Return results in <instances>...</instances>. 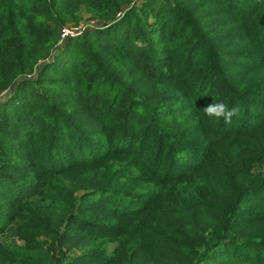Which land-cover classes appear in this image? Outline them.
I'll return each instance as SVG.
<instances>
[{"label": "trees", "instance_id": "trees-1", "mask_svg": "<svg viewBox=\"0 0 264 264\" xmlns=\"http://www.w3.org/2000/svg\"><path fill=\"white\" fill-rule=\"evenodd\" d=\"M5 233L0 264H264V0H0Z\"/></svg>", "mask_w": 264, "mask_h": 264}, {"label": "rangeland", "instance_id": "rangeland-1", "mask_svg": "<svg viewBox=\"0 0 264 264\" xmlns=\"http://www.w3.org/2000/svg\"><path fill=\"white\" fill-rule=\"evenodd\" d=\"M97 23H99V20L94 19L93 17H91V15H89L88 13H84L83 11L81 12V16H80V20L78 22H69L64 24L66 28H69L68 30L70 32H74V33H78L77 36L75 37H79L82 36V34H84L83 32L85 30H93L95 28V26L97 25ZM143 82V81H142ZM145 83V82H143ZM140 84V83H139ZM147 84V83H145ZM79 194H82L81 192ZM38 241L41 242H46L48 243V239L45 236H39ZM0 242L4 243L5 245H9V246H24L25 243L24 241L19 238V237H11L5 233L4 235H0ZM50 244L48 243L47 245H44L45 248H50ZM114 246H116L113 243ZM62 254H66L67 256H77L80 253H82L81 250H77L76 248H72V250H70L69 252L66 251V249L62 248L61 250ZM60 254V252H59Z\"/></svg>", "mask_w": 264, "mask_h": 264}, {"label": "clouds", "instance_id": "clouds-1", "mask_svg": "<svg viewBox=\"0 0 264 264\" xmlns=\"http://www.w3.org/2000/svg\"><path fill=\"white\" fill-rule=\"evenodd\" d=\"M205 115L212 120L223 119L225 123H230L231 118L238 113L237 107H229L223 101L212 102L204 108Z\"/></svg>", "mask_w": 264, "mask_h": 264}, {"label": "built area", "instance_id": "built-area-1", "mask_svg": "<svg viewBox=\"0 0 264 264\" xmlns=\"http://www.w3.org/2000/svg\"><path fill=\"white\" fill-rule=\"evenodd\" d=\"M69 28H66L64 27V29L61 30V35H60V41L59 43L62 45L64 43V41L67 39V38H74L75 36L78 35V33H74V32H70L68 30Z\"/></svg>", "mask_w": 264, "mask_h": 264}]
</instances>
